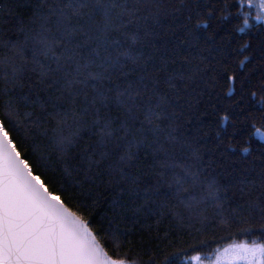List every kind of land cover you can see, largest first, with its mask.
Listing matches in <instances>:
<instances>
[{
	"label": "trees",
	"instance_id": "trees-1",
	"mask_svg": "<svg viewBox=\"0 0 264 264\" xmlns=\"http://www.w3.org/2000/svg\"><path fill=\"white\" fill-rule=\"evenodd\" d=\"M11 2L0 0V58L13 53V44L23 50L25 91L49 68L47 81L59 79L62 85L73 78L77 60L91 58L87 71L99 76L75 85V107L87 111L80 113V139L65 159L57 162L55 118H45L48 135L40 139L52 151L50 179L67 188L69 207L100 230L109 255L139 264L149 259L164 264L168 256L179 264L181 256L173 254L209 256L260 236L242 230L264 222V141L253 137L247 143L251 124L264 125V109L257 104L264 96V24L253 19L239 32L243 18L237 0H15L20 7L9 19L4 12ZM38 2L47 21L33 15ZM106 11L114 17L107 32ZM204 20L208 26H197ZM65 25L75 31L64 46H55L65 69L57 72L42 41L58 39ZM117 57L118 64L110 63ZM244 57L249 59L240 67ZM233 73L234 83L228 79ZM12 79L11 67L0 66V116L5 119L2 90ZM251 92L257 93L255 99ZM40 96L47 99L49 93ZM65 99L70 107V98ZM98 115L112 122L114 136L102 138L104 122L94 123ZM40 116L38 103L33 119ZM68 131L65 127L64 134ZM88 153L94 154L91 167ZM186 173L197 179L185 183L187 194L174 198L168 185ZM213 182L219 199L209 195ZM189 196L195 197L192 207L186 203ZM118 197L124 215L117 224L112 204ZM238 205L243 208L234 219ZM202 240L209 244L199 246Z\"/></svg>",
	"mask_w": 264,
	"mask_h": 264
},
{
	"label": "snow or ice",
	"instance_id": "snow-or-ice-1",
	"mask_svg": "<svg viewBox=\"0 0 264 264\" xmlns=\"http://www.w3.org/2000/svg\"><path fill=\"white\" fill-rule=\"evenodd\" d=\"M237 3L239 5L237 14L243 18L242 24L237 25L239 32L243 33L251 27L250 21L253 19L257 24H264V0H237ZM18 7L20 5L12 0L5 9L4 15L9 19L14 18ZM43 7V2L35 3L33 15L47 21V16H41ZM246 8L248 11H245ZM208 15L211 16L212 13ZM221 15L225 19L228 18L226 13ZM113 20L114 17L106 11L103 25L105 32L113 26ZM20 24V30L25 31V21L21 20ZM200 24L208 26V21H197V26ZM74 31L75 29L65 25L58 39L51 42L47 39L42 41L47 51L52 54L51 58L57 62V72L65 69L60 64V57L55 54V46L57 44L64 46V40H70ZM81 46L77 45V47ZM245 47L246 44L241 46L242 49ZM12 48L11 55L0 58V66L11 67L13 77L9 82L10 87L2 90V95L5 97L2 108L7 119L0 116V264H139L138 261L115 259L109 255L105 244L101 242L100 230H94L88 217L69 207L66 203L68 197L65 195L67 188L63 184L57 186L48 175L53 165L52 151L49 150V145L40 139L48 135V130L43 128L42 124L47 117L56 119L57 126L53 130L57 134L55 150L61 153L57 162L63 161L80 139L83 124L80 113L87 111L86 108L75 107L77 94L75 85H86L90 79H99L98 75L87 71L92 59L83 62L77 60L73 78L65 79L62 85L59 79H53L49 83L46 77L52 69L44 70L41 72V78L28 85V91H25L26 85L20 78L23 72V64L20 61L24 53L14 44ZM67 50L73 51L71 48ZM248 59L249 57L241 59L239 66L244 67ZM261 62L264 63V53L261 55ZM110 63L118 64L119 57L111 60ZM224 70L228 71L227 68ZM82 76L84 79H80ZM237 78L235 73L228 77L233 83ZM44 91L49 93L47 99L40 96ZM98 94L103 95L99 91ZM256 96V92L250 93L251 99H255ZM65 97L70 98V107H65V104L69 103V99ZM38 103L41 107V116L33 119L35 106ZM257 104L264 109V96L260 97ZM21 106L26 110L22 111ZM223 120L228 121L229 116L225 115ZM99 121L104 122L101 128L102 138L114 136L116 129L112 126V122L102 115H98L94 123ZM65 127L69 129L67 135L64 134ZM251 127L253 131L248 134L247 143H250L253 137L264 141V125L257 127L253 123ZM82 151L86 152L87 148ZM243 151L249 153L250 148L245 147ZM88 157L91 167L94 154L88 153ZM129 158L134 157L129 155ZM65 170L67 171V165ZM88 179L89 177L85 175L84 180ZM189 179L195 182L197 178L190 173L174 177V182L168 185L174 198H182L189 192V189L184 187ZM208 188L209 195L219 199V189L215 183H210ZM193 200L195 197H188L186 203L189 207H192ZM123 203L118 197L112 204V218L117 224L124 215ZM218 207L222 211L223 205ZM242 208V205H238L237 210H234V219L240 218L239 211ZM261 211L264 220V208ZM111 231L116 232L118 229L112 228ZM242 231L259 232L260 236L253 238L250 243L245 241L229 245L223 252L218 253L215 261H209V264H264V222L259 227L245 228ZM198 244L206 247L209 241H198ZM173 255L181 256L179 264H204L205 260L199 252L192 256H188L186 252ZM224 257H227L226 261ZM145 264H159V262L149 259ZM164 264H173V260L166 256Z\"/></svg>",
	"mask_w": 264,
	"mask_h": 264
},
{
	"label": "rangeland",
	"instance_id": "rangeland-1",
	"mask_svg": "<svg viewBox=\"0 0 264 264\" xmlns=\"http://www.w3.org/2000/svg\"><path fill=\"white\" fill-rule=\"evenodd\" d=\"M236 243H243V242H236ZM233 243H230L228 245L223 246L222 248L218 249L217 251H215L212 255L209 256H204L205 260H204V264H209V261H215L217 258L218 253L223 252V250L227 247H229V245H231ZM225 261L227 260V257L223 258Z\"/></svg>",
	"mask_w": 264,
	"mask_h": 264
}]
</instances>
